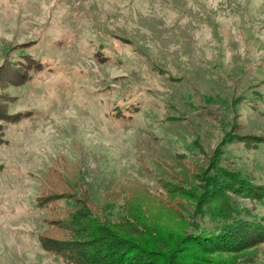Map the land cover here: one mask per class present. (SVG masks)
<instances>
[{
    "label": "rangeland",
    "instance_id": "1",
    "mask_svg": "<svg viewBox=\"0 0 264 264\" xmlns=\"http://www.w3.org/2000/svg\"><path fill=\"white\" fill-rule=\"evenodd\" d=\"M143 223L264 264V0H0V264H156Z\"/></svg>",
    "mask_w": 264,
    "mask_h": 264
},
{
    "label": "trees",
    "instance_id": "2",
    "mask_svg": "<svg viewBox=\"0 0 264 264\" xmlns=\"http://www.w3.org/2000/svg\"><path fill=\"white\" fill-rule=\"evenodd\" d=\"M23 57H24V59H21V61H23L24 64L26 63V65L28 64L33 70L40 71L44 68V63L41 60V58L35 57L34 55H30V56L23 55ZM226 180H227V183L232 184L234 191H238L240 189V187L242 186V185H240V181H242V177H236L233 179V176L231 174H229V175H227ZM233 180L235 182L232 183ZM246 189H247V187H244L242 191H246ZM249 189H247V190L249 191ZM139 227H141V228H139ZM101 228H103L104 239H107L105 237V235H107V234H109V236H111V238L119 239L117 237L112 236V234H114V233L111 232V230L105 228L104 226ZM101 228H98V229L97 228L94 229V227L90 228L89 229L90 233L93 234L91 236L95 237L96 236L95 232L102 230ZM118 228L119 227H116L115 229L120 230ZM135 229H136V231H134L133 227H131V228L129 227L127 230L121 229L122 232L125 235H127L128 237L135 236V237L142 238L138 242H137V240H135L136 242L131 240V241H133L132 246L130 245L129 247H127V246L122 247V250L125 251V253H127L128 255H132L135 258V256H134L135 253H138L140 255L141 254L140 252L143 251L144 254L148 253L149 255H153L152 253H155L154 254L155 255L154 261L156 262V264H183L182 262H185L184 256H183L184 258L183 257L179 258V256L175 253V251L179 252V249H178L179 244H180L179 239H176L175 241L174 240L168 241V242H171L170 245L167 243L168 247L163 248V243L167 242V241H164V236L160 232H159V234L150 232V230L147 229V226L145 225V223H143V225H140V224L136 225ZM139 229H141L142 231H140ZM141 232H143V233H141ZM116 242H118V240H114L111 244H107L108 246L111 245L110 249L112 251H115V250L119 249V247H120L119 244H117ZM177 249H178V251H177ZM103 255H104V253H103ZM147 260H148V258H147ZM114 261H115V259L111 255H104L103 256V264H115ZM130 261L131 260H129L128 262H125L124 264H129Z\"/></svg>",
    "mask_w": 264,
    "mask_h": 264
}]
</instances>
